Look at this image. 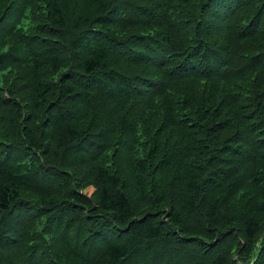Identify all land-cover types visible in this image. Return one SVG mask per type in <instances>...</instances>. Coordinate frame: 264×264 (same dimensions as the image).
<instances>
[{
	"label": "trees",
	"instance_id": "16d2710c",
	"mask_svg": "<svg viewBox=\"0 0 264 264\" xmlns=\"http://www.w3.org/2000/svg\"><path fill=\"white\" fill-rule=\"evenodd\" d=\"M0 264H264V0H0Z\"/></svg>",
	"mask_w": 264,
	"mask_h": 264
},
{
	"label": "rangeland",
	"instance_id": "374dc122",
	"mask_svg": "<svg viewBox=\"0 0 264 264\" xmlns=\"http://www.w3.org/2000/svg\"><path fill=\"white\" fill-rule=\"evenodd\" d=\"M85 190H86V192H88V193H92V192H93V187L89 186V187H87Z\"/></svg>",
	"mask_w": 264,
	"mask_h": 264
}]
</instances>
